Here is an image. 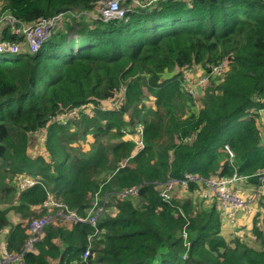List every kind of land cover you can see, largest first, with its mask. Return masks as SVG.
<instances>
[{"label":"trees","instance_id":"1","mask_svg":"<svg viewBox=\"0 0 264 264\" xmlns=\"http://www.w3.org/2000/svg\"><path fill=\"white\" fill-rule=\"evenodd\" d=\"M98 1L0 0L17 26L62 13L36 51L0 60V256L4 248L21 253L8 264H264L263 194L238 231L216 197H202V179L179 180L237 173L246 175L239 190L264 186V0H139L107 21ZM222 60L197 95L182 84ZM121 87L118 110L101 109ZM87 103L92 113L74 126L55 121ZM135 123L141 144L123 133ZM86 134L87 149L69 145ZM25 178L32 183L21 187ZM171 178L165 199L160 184ZM96 193L113 209L96 227L62 221L45 204L84 216ZM46 214L53 219L24 250L29 221Z\"/></svg>","mask_w":264,"mask_h":264},{"label":"built area","instance_id":"2","mask_svg":"<svg viewBox=\"0 0 264 264\" xmlns=\"http://www.w3.org/2000/svg\"><path fill=\"white\" fill-rule=\"evenodd\" d=\"M127 1H130L127 3ZM139 3V0H99L98 5L100 6V16L101 20L107 21L109 19L115 18H124L126 16V12L129 10V4ZM62 13H58L53 16L48 17H40L33 23H25L21 22L19 26L16 25L18 22L17 18L11 15L6 11L0 10V52L6 53H19L21 51H36L40 45L44 42V40L49 36L53 26L60 19ZM5 27V28H4ZM4 29L9 31V34L14 35L16 37V41H8L5 39L2 32ZM225 60H222L217 65H214L210 68V70L203 72L202 75L192 76V70H190V74L188 76L183 77L182 84L188 89L190 93L193 95H197L201 89L206 85L207 79L212 77L214 74H219L225 67ZM124 87L119 89H115L105 104L108 106H117V101L120 99L122 95H124ZM196 93V94H195ZM124 97V96H123ZM122 97V98H123ZM120 103V101H119ZM104 104V105H105ZM79 108H75L72 111L76 112ZM262 112H264V108H262ZM63 115V114H62ZM261 119V117H260ZM259 119V120H260ZM133 141L141 144L142 140V127H137V132L134 136H129ZM226 151L230 156L233 155V152L230 150V147L225 144L224 145ZM258 179L261 180L264 177V169L257 172ZM200 178L203 180L204 188L202 189V197L203 198H211L216 197L220 202L221 208L224 211V217L229 225L232 227H237L238 231H241L240 224L235 220V213L238 210L243 212L250 211V205L253 199L257 196L258 192L263 194L264 196V186L258 184L256 186L253 194L248 197L246 200L242 198V196L233 188L236 183L245 180L244 175H240L237 173H233L227 177H208L202 178L195 176L193 174H187L185 179H179L182 182L187 180H193ZM178 179H168L161 185L160 195L169 199L171 188L175 181ZM32 181L29 179H24V181H20V186H28ZM137 188L131 187L119 192V197H124L129 194L136 193ZM107 202L106 198L103 197ZM45 204L47 205H56L59 209L55 212V215H58L59 218L63 221H85L88 222L93 227H96V220L98 216V211L103 210V204H98V196L97 193L92 200V206L87 212L86 215L80 216L74 210L68 209L66 206L60 207L61 204L56 202L55 200L49 198ZM53 217L51 214L42 215L39 217L32 218L28 223L29 234L25 240L24 250H29L33 248L34 243L41 237L43 233V229L46 224ZM3 247V244L1 245ZM3 255L0 256V264H8L10 262H14L19 259L20 254L8 253L2 248ZM89 247H86L82 253V257L85 258L88 255Z\"/></svg>","mask_w":264,"mask_h":264},{"label":"rangeland","instance_id":"3","mask_svg":"<svg viewBox=\"0 0 264 264\" xmlns=\"http://www.w3.org/2000/svg\"><path fill=\"white\" fill-rule=\"evenodd\" d=\"M97 10H98V14H99V16H100V6L98 5V7H97ZM104 21V20H103ZM12 55V53H6V52H0V60H4V59H7L9 56H11ZM221 62V61H220ZM219 62V63H220ZM218 64V63H217ZM217 64H215V65H217ZM214 66V65H213ZM203 72H206L205 70H196V71H194V70H192V76L194 75V76H199V75H202L203 74ZM196 94V93H195ZM143 95H149L148 93H147V91H145L144 89H143ZM124 95H122L121 97H120V99H118V101H117V106H108L107 105V103L105 104V105H103L102 107H101V109H103V110H107V109H114V110H118V108H119V101L120 100H122V97H123ZM196 97V96H195ZM145 102L147 103V104H151L152 103V100H151V96H148L146 99H145ZM93 107H95L93 104H89V103H87V104H85L84 106H82L81 108H79L78 109V111H76V112H73L72 110H68L67 112H65L63 115H62V113L60 114H57L56 115V119L57 120H55L57 123H61V124H66L65 123V120L66 121H68L69 122V124L70 125H72V126H74V123L72 122V121H74V120H76L78 117V115H80V114H91L92 113V108ZM128 112V111H127ZM127 112H124V115H126V113ZM124 117V116H123ZM134 126H135V129H136V131H134V132H130V128L128 127V130L127 129H125L126 131L125 132H123L124 133V135L125 136H127L128 138H129V136L131 135V136H134L135 134H136V132H137V127H142V124H139V123H135L134 124ZM142 131H143V127H142ZM143 135V134H142ZM107 138H108V136H107ZM43 139H45V135L43 134L42 135V137H41V140L43 141ZM92 140V136L90 135V134H86L83 138H78V139H74L69 145L72 147V148H77V149H81L82 151L83 150H85V149H87V147H89L90 146V144H89V142ZM141 140H142V138H141ZM41 150H43V147H41ZM253 192H254V190H253ZM252 192V193H253ZM252 193H250V194H248L246 191H244V193H243V195H242V198L244 199V200H246L248 197H250L251 196V194ZM254 202H255V198H254ZM254 202L249 206L251 209H250V211L249 212H238L237 213V215H236V221L238 222L237 224H242V223H245V222H250L251 220H250V215H248V214H252L253 213V208H252V206L254 205ZM113 209L112 208H108V206H103V210L102 211H98V214L99 213H101L100 215H102L103 213H105V212H111ZM99 215V216H100ZM99 216H98V218H99ZM248 216V217H247ZM247 218H248V220H247ZM222 232L223 233H226V234H228L227 233V227H226V225L224 224V226H223V229H222Z\"/></svg>","mask_w":264,"mask_h":264},{"label":"crops","instance_id":"4","mask_svg":"<svg viewBox=\"0 0 264 264\" xmlns=\"http://www.w3.org/2000/svg\"><path fill=\"white\" fill-rule=\"evenodd\" d=\"M238 184H241V183H236V189H235V187L233 186V188L242 196L243 195V193H244V188H241L240 190H239V188L237 187V185ZM254 200V199H253ZM239 212V211H238ZM241 212V211H240ZM243 212V211H242ZM248 217V216H247ZM247 220H248V218H247Z\"/></svg>","mask_w":264,"mask_h":264},{"label":"clouds","instance_id":"5","mask_svg":"<svg viewBox=\"0 0 264 264\" xmlns=\"http://www.w3.org/2000/svg\"><path fill=\"white\" fill-rule=\"evenodd\" d=\"M126 17V16H125ZM130 139V138H129ZM132 140V139H131ZM228 145V144H227ZM225 148V147H224ZM226 150V149H225ZM230 150H231V148H230ZM232 151V150H231ZM244 176H246V175H244ZM25 179H27V178H25ZM30 180V179H29ZM31 181V180H30ZM241 182H243V181H241ZM241 182H239V183H241ZM30 185V184H29ZM253 194V193H252ZM251 194V195H252ZM256 198V197H255Z\"/></svg>","mask_w":264,"mask_h":264}]
</instances>
